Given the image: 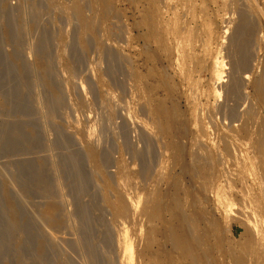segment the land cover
I'll list each match as a JSON object with an SVG mask.
<instances>
[{
	"label": "rangeland",
	"instance_id": "1",
	"mask_svg": "<svg viewBox=\"0 0 264 264\" xmlns=\"http://www.w3.org/2000/svg\"><path fill=\"white\" fill-rule=\"evenodd\" d=\"M105 1L0 0V264H264V0Z\"/></svg>",
	"mask_w": 264,
	"mask_h": 264
},
{
	"label": "bare ground",
	"instance_id": "2",
	"mask_svg": "<svg viewBox=\"0 0 264 264\" xmlns=\"http://www.w3.org/2000/svg\"><path fill=\"white\" fill-rule=\"evenodd\" d=\"M104 1H105V0H104ZM106 1H107V0H106ZM106 1H105L104 3H108V1H107V2H106ZM51 2H52V0H51ZM101 2H102V1H101ZM235 2H236V0H235ZM251 2H252V1H251ZM102 3H103V2H102ZM247 3H248L247 5H249L248 7H250V5H252V4H249V2H247ZM254 4H255V3H254ZM256 4H257V3H256ZM103 5H107V4H103ZM101 6H102V5H101ZM240 6H241V5H240ZM106 7L108 8V7H110V6H105L104 8H106ZM104 8H103V9H104ZM107 8H106V9H107ZM236 8H237V7H236ZM241 8H243V7H241ZM245 8H246V7H245ZM245 8H244V9H245ZM108 9H109V8H108ZM240 10H241V9H240ZM260 10H261V9H260ZM104 11H105V9H104ZM104 11H103V12H104ZM106 11H107V10H106ZM260 12H261V11H260ZM262 13H264V12H262ZM105 14H106V12H105ZM244 14H245V13H244ZM254 14H256V13L254 12ZM252 15H253V14H252ZM263 15H264V14H263ZM250 16H251V13H250ZM255 16H257V15H255ZM238 17H239V16H238ZM252 17H253V16H252ZM260 17H261V16H260ZM147 18H148V16H147ZM150 18L152 19V17H150ZM239 18H240V17H239ZM241 18H242V17H241ZM243 18H244V16H243ZM262 18L264 19V17H262ZM251 19H252V18H251ZM256 19H257V18H256ZM81 20H82V18H81ZM148 20H150V19H148ZM240 20H241V19H240ZM240 20H239V23H240ZM242 20H245V18L242 19ZM242 20H241V21H242ZM249 20H250V19H249ZM82 21H83V20H82ZM151 21L153 22V20H151ZM247 21H248V20H247ZM247 21H246V22H247ZM251 21H252V20H251ZM143 22H144V21L141 20V23H143ZM149 22H150V21H149ZM243 22H244V21H243ZM145 23H146V21H145ZM252 23H253V22H252ZM146 24H147V23H146ZM152 24H153V23H152ZM237 24H238V23H237ZM240 24H241V23H240ZM240 24H238V25H240ZM250 24H251V23H250ZM250 24H249V25H250ZM149 25H150V24H149ZM149 25H148V26H149ZM238 25H237V26H238ZM241 25H243V24H241ZM241 25H240V28H241ZM244 25H245V23H244ZM144 26H147V25L144 24ZM148 26H147V27H148ZM151 26H152V25H151ZM247 26H248V23H247ZM247 26L245 25V27H247ZM154 27H155V26H154ZM248 27H249V26H248ZM248 27H247V28H248ZM254 27H255V26H254ZM151 28H152V27H151ZM235 28L238 29L236 26H235ZM240 28H239V29H240ZM251 28H252V27H251ZM259 28H260V27H259ZM148 29H149V28H148ZM153 29H154V28H153ZM155 29H156V28H155ZM236 29H235V30H236ZM239 29L237 30L238 35H239V34L241 35V33L244 34V31H246V30H245L246 28H245V29L241 28V29H243V32H241L242 30L240 31ZM149 30H150V29H149ZM247 30H250V28H248ZM261 30H262V29H261ZM239 31H240L241 33H239ZM251 31H252V30H251ZM149 32H151V31H149ZM188 32H189V31H188ZM234 32H235V31H234ZM153 33L155 34V32H153ZM235 33H236V32H235ZM246 33H247V31L245 32V35H246ZM248 33H250V31H249ZM149 34H150V33H149ZM149 34H148V36L151 35V34H150V35H149ZM194 34H195V33H194ZM243 34H242V35H243ZM257 34H258V33H257ZM240 35H239V36H240ZM148 36H147V39H148ZM154 36H156V35H154ZM157 36H158V35H157ZM232 36H233V35H232ZM236 36H237V35H236ZM236 36H235V37H236ZM239 36H238V37H239ZM192 37H194V35H192ZM233 37H234V36H233ZM243 37H244V36H243ZM243 37H242V38H243ZM242 38H241V39H242ZM244 38H247V37L245 36ZM150 39H151V38H150ZM196 39H197V38H196ZM198 39H199V38H198ZM204 39H205V38H204ZM152 40H153V38H152ZM152 40H151V41H152ZM156 40H157V39H156ZM159 40H160V39H159ZM159 40H158V41H159ZM237 40L239 41V39H237ZM247 40H248V39H247ZM163 41H164V40H163ZM187 41H188V40H187ZM231 41H232V40H231ZM235 41H236V40H235ZM238 41H237V42H238ZM152 42H154V40H153ZM159 42H160V41H159ZM159 42H158V45L160 44ZM204 42H205V41H204ZM239 42H240V41H239ZM241 42H242V41H241ZM241 42L239 43V46H240L241 49H243V48L245 47V46H244L245 44H242V47H241ZM243 42H244V41H243ZM248 42H249V40H248ZM199 43H200V42H199ZM156 44H157V43H156ZM156 44H155V45H156ZM231 44H232V43H231ZM237 44H238V43H237ZM237 44H236V46H237ZM164 45H165V44H164ZM198 45H199V44H198ZM246 45H247V44H246ZM159 46H161V44H160ZM162 46H163V42H162ZM162 46H161L160 48H162ZM184 46H185V45H184ZM187 47H190L189 44H188V42H187ZM201 47H202V46H201ZM182 48H183V46H182ZM197 48H198V47H197ZM246 48H247V47H246ZM184 49H185V47H184ZM244 50H245V49H244ZM187 51L190 53V51H191L190 48H188ZM192 51H193V50H192ZM192 51H191V53H192ZM183 53H184V52H183ZM189 53H188V54H189ZM244 53H245V52H244ZM186 54H187V53H186ZM237 54H238V52H237ZM192 57H194V55H192ZM178 58H179V57H178ZM180 58H181V57H180ZM197 58H198V57H197ZM202 58H203V57H202ZM192 60H193V59H192ZM202 60H203V59H202ZM190 61H191V60H190ZM199 61H200V60H199ZM191 62H192V61H191ZM177 63H178V62H177ZM179 63H180V62H179ZM235 63H236V62H235ZM175 64H176V63H175ZM192 64H193V63H192ZM216 64L218 65V68H217V67H214V65H213L214 69L217 68V69L221 70V69H220V63H218V62L216 61ZM241 64H242V63H241ZM178 65H179V64H178ZM194 65H195V64H194ZM198 65H199V64H198ZM237 65H238V64H237ZM234 66H235V64H234ZM245 66H246V64H245ZM176 67H177V66H176ZM176 67H175V68H176ZM179 67H180V66H179ZM177 68H178V67H177ZM237 68H238V67H237ZM199 69H200V68H199ZM234 69H236V68H234ZM177 70H178V69H177ZM217 71H218V70L215 69L214 72L217 73ZM263 71H264V70H263ZM234 72L236 73V70H234ZM151 74H152V73H151ZM213 74H215V73H213ZM238 74H239V73H238ZM233 75H234V74H233ZM233 75H232V76H233ZM247 75H248V74H247ZM263 75H264V72H263ZM215 76H216V75H215ZM249 76H250V75H249ZM234 77H235V76H234ZM241 77H242V76H241ZM245 78H246V76H245ZM163 79H165V78H163ZM165 80H166V79H165ZM248 80H249V79H248ZM248 80H247V81H248ZM160 81H161V80H160ZM255 81H256V82H254V84H255V88L257 89V94H258V96L261 97L262 100H264V77H260L258 80H255ZM166 83H167V82H166ZM232 83H233V82H232ZM229 84H230V83H229ZM235 84H236V82L234 83V86H235ZM244 84H245V82H244ZM254 84H253V86H254ZM237 85H240V84L238 83ZM241 85H242V84H241ZM166 86H168V84H167ZM218 86H219V85H218ZM229 86H230V85H229ZM231 86H233V85H231ZM242 86H244V85H242ZM170 87H171V86H170ZM235 87H236V86H235ZM235 87H233V88L235 89ZM222 89H223V88H222ZM228 89H230V87H229ZM256 89H255V90H256ZM168 90H169V89H168ZM235 90H237V88H236ZM252 90L255 91L254 89H252ZM233 93H234V90H233ZM228 94H229V93H228ZM234 94H235V93H234ZM238 94H239V93H238ZM240 94H241V93H240ZM257 94H256V95H257ZM166 95H167V94H166ZM168 95H169V94H168ZM172 95H173V94H172ZM229 95H230V94H229ZM225 96H226V94H225ZM239 96H240V95H239ZM167 97H168V96H167ZM240 97H241V96H240ZM256 97H257V96H256ZM171 98H173V97H170V96H169V99H171ZM236 99H237V98H236ZM255 99H256V98H255ZM258 99H259V98H258ZM231 100H232V99H231ZM259 100H260V99H259ZM234 101H235V100H234ZM236 101H237V100H236ZM162 102H163V101H162ZM162 102H161V103H162ZM262 102H263V101H262ZM162 104H163V103H162ZM158 105H159V104H158ZM158 105H157V106H158ZM164 105H165V104H163V106H164ZM213 105H214V104H213ZM238 105H239V104H238ZM163 106H162V107H163ZM165 106H166V105H165ZM226 106H227V104H226ZM159 107H161V106L159 105ZM159 107H158V109H160ZM162 107H161V109H162ZM166 107H167V106H166ZM233 107H234V106H233ZM256 107H257V106H256ZM259 107H260V106H259ZM211 108H212V107H211ZM238 108H239V107H238ZM240 108H241V107H240ZM156 109H157V108H156ZM164 109L166 110V108H164ZM164 109L160 110V112H161L162 114H163V110H164ZM167 109H168V110H171V109H169V108H167ZM213 109H214V108H213ZM257 109H258V107H257ZM154 110H155V109H154ZM168 110H167L166 112H168ZM209 110H210V109H209ZM211 110H212V109H211ZM211 110H210V111H211ZM249 110H250V109H249ZM218 111H219V110H218ZM262 111H263V110H262ZM155 112H156V111H155ZM158 112H159V111H158ZM171 112H172V111H171ZM171 112H170V114H171ZM207 112H209V111H207ZM209 113H210V112H209ZM212 113H213V112H212ZM221 113H222V112H221ZM226 113H227V112H226ZM156 114H157V113H156ZM166 114H167V113H166ZM168 114H169V113H168ZM168 114H167V115H168ZM172 114H173V113H172ZM222 114H223V113H222ZM247 114H248V113H247ZM157 115H158V114H157ZM157 115H156V116H157ZM175 115H176V112H175ZM183 115H184V114H183ZM209 115H212V114L210 113ZM225 115H227V114H225ZM229 115H231V114H229ZM244 115H245V114H244ZM249 115H250V114H249ZM249 115H248V116H249ZM261 115H262V114H261ZM165 116H166V115H165ZM238 116H239V115H238ZM248 116H247V117H248ZM163 117H164V116H163ZM173 117H174V116H173ZM226 117H228V116H226ZM244 117H245V116H244ZM158 118H161V117L158 116ZM170 118H171V117H170ZM241 118H242V117H241ZM245 118H246V117H245ZM252 118H254V117H252ZM156 119H157V117H156ZM163 119H164V118H163ZM223 119H224V118H223ZM239 119H240V118H239ZM247 119H248V118H247ZM250 119H251V117H250ZM159 120H160V119H159ZM243 120H244V119H243ZM260 120H261V119H260ZM262 120H263V119H262ZM155 121H156V120H155ZM157 121H158V120H157ZM157 121H156V122H157ZM169 121H170V119H169ZM169 121H168V123H170ZM229 121H230V120H229ZM158 122H159V121H158ZM161 122H163V121L161 120ZM164 122H165V121H164ZM171 122H173V121H171ZM230 122H231V121H230ZM238 122H240V121H238ZM238 122H237V123H238ZM247 122L249 123V121H247ZM263 122H264V120H263ZM263 122H262V123H263ZM235 123H236V122H235ZM255 123H256V122H255ZM156 124H157V123H156ZM164 124H165V123H163V125H164ZM166 124H167V123H166ZM172 124H173V123H172ZM175 124H176V123H175ZM245 124H246V123H245ZM245 124H244V125H245ZM157 125H158V124H157ZM159 125H162V124L160 123ZM169 125H170V124H169ZM169 125H168V126H169ZM184 125H185V124H184ZM244 125H243V126H244ZM168 126H167V128H168ZM185 126H186V125H185ZM245 126H246V125H245ZM247 126H249V125H247ZM247 126H246V128H247ZM255 126H256V124H255ZM179 127H180V126H179ZM179 127H178V128H179ZM182 127H183V126H182ZM223 127H224V126H223ZM224 128H225V127H224ZM229 128H230V127H229ZM233 128H234V127H233ZM244 128H245V127H244ZM263 128H264V127H263ZM263 128H262V129H263ZM159 129H162L161 126H160ZM168 129L171 130L170 127H169ZM183 129H184V128H183ZM227 129H228V128H227ZM236 129H237V128H236ZM248 129H249V128H248ZM251 129H252V128H251ZM174 130H175V129H174ZM224 130H225V129H224ZM231 130H232V129H231ZM241 130H242V128H241ZM253 130H254V129H253ZM165 131H166V130H165ZM178 131H179V130H178ZM181 131H182V130H181ZM236 131H237V130H236ZM248 131H249V130H248ZM169 132L171 133V131H168V133H169ZM182 132H183V131H182ZM225 132L228 133L227 130H226ZM243 132L246 133L247 130H246V132H245V130H244ZM257 132H258V131H257ZM262 132H263V131H262ZM248 133H249V132H248ZM248 133H246V134H248ZM260 133H261V132H260ZM251 134H252V133H251ZM229 135H230V134H229ZM238 135H239V134H238ZM238 135H237V136H238ZM232 136H233V135H232ZM232 136H231V137H232ZM235 136H236V135H235ZM241 136H242V135H241ZM242 137H243V136H242ZM246 137H248V136H246ZM255 137H256V136H255ZM259 137H260V136H259ZM232 138H233V137H232ZM236 138H237V137H236ZM236 138H234V139H236ZM244 138H245V137H244ZM248 138H249V137H248ZM251 138H252V137H251ZM256 138H257V137H256ZM256 138H255V139H256ZM255 139H254V140H255ZM258 139H259V138H257V140H255V141H257L258 143H260L261 141L258 140ZM260 139H263V138L261 137ZM241 140H242V138H241ZM245 140H246V139H245ZM247 141H249V140H247ZM259 141H260V142H259ZM262 141H263V140H262ZM243 142H244V140H243ZM172 143H173V142H172ZM262 143H263V142H262ZM173 144H174V143H173ZM173 144H172V146H173ZM244 144H245V143H244ZM248 144H249V143H248ZM170 145H171V144H170ZM198 146H199V145H198ZM254 146H255V145H254ZM261 146H262V145H261ZM261 146H260V148H261ZM173 147H175V146H173ZM177 147H178V146H177ZM169 148H170V147H169ZM254 148H255V147H254ZM256 148H257V150L259 149V151H260V148H259L258 144H257V147H256ZM197 149H198V148H197ZM251 149H252V148H251ZM176 150H177V148H176ZM199 151H200V150H199ZM199 151H198V152H199ZM171 152H172V150H171ZM256 152H257V151H256ZM260 153H261V152H260ZM200 154H201V153H200ZM200 154H198V155L200 156ZM258 154H259V153H258ZM92 155H93V154H92ZM211 155H212V154H211ZM189 156H190V155H189ZM196 156H197V155H196ZM205 156H206V155H205ZM212 156H213V155H212ZM92 157H93V156H92ZM257 157H258V156H257ZM261 157H263V156H261ZM191 158H192V156H191ZM193 158H194V157H193ZM195 158H196V157H195ZM214 158H215V157H214ZM93 159H94V158H93ZM194 160H195V159H194ZM205 160H206V159H205ZM195 161H196V160H195ZM210 161H211V160H210ZM263 162H264V161H263ZM195 163H197V161H196ZM195 163H193V164H195ZM197 165H199V163H197L196 166H197ZM193 166H194V165H193ZM219 166H220V165H219ZM198 167H199V166H198ZM200 167H201V166H200ZM186 168H187V167H186ZM195 168H196V167H195ZM196 169H197V168H196ZM199 169L201 170L200 172L202 173V168H199ZM199 169H198V170H199ZM192 170H193V169H192ZM198 170H197V171H198ZM183 171H184V169H183ZM185 171H186V170H185ZM193 171H194V170H193ZM200 172H199V173H200ZM186 174H187V173H186ZM197 175H199V174H197ZM204 175H205V174H203V175H201V176L204 177ZM182 176H183V175H182ZM201 176H200V177H201ZM203 177H202V178H203ZM207 178H208V177H207ZM207 178H206V179H207ZM189 179H190V177H189ZM191 179H192V178H191ZM191 181H192V180H191ZM198 181H199V180H198ZM200 181H201V180H200ZM204 182H206V181L204 180ZM178 183H181V182H178ZM206 183H207V182H206ZM207 184H208V183H207ZM175 185H176V184H175ZM175 185H174V186H175ZM180 185H181V184H180ZM180 185H179V187H180ZM202 185L205 186V184H203V180H202ZM200 186H201V185H200ZM206 186H207V185H206ZM175 187H176V186H175ZM177 187H178V186H177ZM177 187H176V188H177ZM176 188H175V189H176ZM206 188H208V186H207ZM175 189H173V190L175 191ZM194 189H195V188H194ZM203 189H204V188H203ZM177 191H178V189H177ZM177 191H176V192H177ZM178 192H179V191H178ZM202 193H203V192H202ZM206 193H207V190H206ZM210 193H211V192H210ZM175 194H176V193H175ZM150 195L154 196V194H149V196H150ZM156 195H157V194H156ZM156 195H155V196H156ZM195 195H196V194H195ZM156 197H157V196H156ZM196 197H199V196H196ZM202 197H203V196H202ZM207 197H208V196H207ZM148 198H149V197H148ZM148 198H146V199H148ZM150 198H151V197H150ZM160 198H161V197H160ZM158 199H159V198H158ZM161 199H162V198H161ZM161 199H160V200H161ZM197 199H198V198H197ZM199 199H200V198H199ZM149 200H150V199H149ZM200 200H201V199H200ZM205 200H206V199H205ZM138 201H139V200H138ZM147 201H148V200H147ZM147 201H144V202L146 203ZM152 201H153V199H152ZM154 201H155V200H154ZM156 201H157V200H156ZM149 202H150V201H149ZM170 202H171V205H169V210L171 211L170 213H173L172 215L175 214L174 217H176V216H177L176 213L178 214V212H179V213L181 212V208H182L181 205H182V204H181L180 200H179L177 197L172 198V200H171ZM200 202H201V201H200ZM202 202H203V201H202ZM50 203H51V202H50ZM53 203H54V202H53ZM134 203H135V202H134ZM145 203H144V204H145ZM155 203H158V201L155 202ZM160 203H161V202H160ZM160 203H158V204H160ZM146 204H148V203H146ZM200 204H202V203H200ZM149 205H151V204H149ZM153 205H154V203H153ZM155 205H156V204H155ZM155 205L153 206V209L148 208V207H147V208H146V207H145V208L143 207L144 209L142 208V210H143L142 213L145 214V216H146V222H147V225H146V227H147V230H146V239H147L146 242H147V245H146V248H145V250H146L147 252H148L149 249L152 248V246H153L154 243H155V238H156V236H157V234H158V231H157V229L155 228V222L158 221V220H160V217H161V210H160V207H158L159 205H158V206H155ZM163 205H164V204H163ZM147 206H148V205H147ZM166 206H167V205H166ZM227 206H228V204H227ZM112 207H114L113 210H114L116 216H122V215H125V214L128 213V209H127L126 206H125V202H124V200L122 201L121 199H119L117 202H115V203L113 204ZM161 207H162V206H161ZM13 209H14V208H13ZM226 211H227V210H226ZM12 212H13V211H12ZM52 212H53V214H54L55 210H53ZM168 212H169V211H168ZM182 213H183V212H182ZM182 213H180V214L182 215ZM223 213H224V212H223ZM183 215H184V214H183ZM226 215H227V214H226ZM13 217H14V216H13ZM179 217H180V216L178 215V216H177V223H178V224H176L177 227L174 226V227H176L177 230H175L174 228H173V229L171 228V229L173 230L172 233H171L172 235L170 236L171 239H170V237H169L170 241H173V243H172L173 245L171 244V246H172V247L174 246L173 249L175 248V250L177 249L178 251L180 250L181 252L184 253V254H183L184 256H182L181 253H180V255L182 256L181 258L185 257V254H186L187 256H189L190 264H199V263L202 261V259H204V256H202V253L199 252V250H201V249H200L201 247H199L200 245H197L196 243H194L193 240H192L188 235H186L188 232H187V233L185 232L186 234L184 233V229H183V226H184L183 223H184V222H183V221H185V224H186L187 222H186V220H183V221H182V219H183V218L186 219V218H185V217H183V218L180 217V218H179ZM181 218H182V219H181ZM47 219H48V218H47ZM50 219H52V218H50ZM188 220H189V218H188ZM55 221H56V220H55ZM190 221H192V220H190ZM190 221H189V222H190ZM189 222H188V223H189ZM13 223H14V222H13ZM188 223H187V224H188ZM191 223H192V222H191ZM191 223H190V224H191ZM193 223H194V222H193ZM14 224H15V223H14ZM190 224H189V225H190ZM15 225H16V224H15ZM191 225H193V224H191ZM216 226H217V225H216ZM251 226H252V225H251ZM254 226H255V225H254ZM254 226L252 227V229H253V228L255 229ZM172 227H173V226H172ZM184 227H185V226H184ZM186 227H187V226H186ZM186 227H185V228H186ZM191 227H192V226H190V229H191ZM214 227H215V226H214ZM193 228H195V227L193 226ZM213 229H214V228H213ZM174 230H175V231H174ZM186 230H188V229H186ZM186 230H185V231H186ZM192 230H193V229H192ZM257 230H258V229H257ZM257 230H256V231H257ZM195 231H196V230H195ZM218 231H219V230H218ZM251 231H252V230H251ZM253 231H255V230H253ZM173 232H174V233H173ZM214 232H215V231H214ZM258 232H259V231H258ZM198 233H199V232H198ZM193 234H194V232H193ZM256 234H258V233H256ZM218 235H219V234H218ZM252 235H253V232H252ZM122 236H123V235H122ZM257 236H258V235H257ZM259 236H260V235H259ZM201 237H202V236H201ZM213 237H214V236H213ZM252 237H253V236H252ZM125 238H126V237H125ZM255 238H259V237H255ZM166 239H168V237H167ZM259 239H260V238H259ZM260 240H261V239H260ZM121 241H122V240H121ZM170 241H169V242H170ZM256 241H257V240H256ZM258 241H259V240H258ZM167 242H168V241H167ZM249 242H250V241L248 240L247 243L249 244ZM253 242H254V241H253ZM122 243H123V244H122L121 246L123 247L124 252H126V254H127V261H128L129 264H132V252H131V246H130V244L128 243V241H127L126 239H124ZM255 243H256V242H255ZM216 244L218 245V243H216ZM220 244H221V243H220ZM202 245H203V243H202ZM217 245H216V246H217ZM221 245H222V244H221ZM205 246H206V245H205ZM198 247H199V248H198ZM202 248H203V247H202ZM204 248H205V247H204ZM216 248H217V247H216ZM173 249H172V251H174ZM42 250H43V249H42ZM202 250H204V249H202ZM219 250H220V249H219ZM232 250H233V249H232ZM204 251H205V250H204ZM175 252H176V251H175ZM233 252H235V251H233ZM40 253H42V252L40 251ZM170 254H171V253H170ZM178 254H179V252H178ZM203 254H206V253L203 252ZM231 254H232V253H231ZM43 255H44V254H43ZM168 255H169V254H168ZM180 255H179V256H180ZM232 255H233V254H232ZM238 255H239V254H238ZM238 255H235V256H238ZM39 256H40V255H39ZM235 256H232V257H233V260L235 259V258H234ZM241 256H242V259H243V255H242V254H241ZM232 257H231V258H232ZM239 258H241V257H239ZM183 259H184V258H183ZM236 259H237V257H236ZM242 259H241V260H242ZM187 260H188V259H187ZM242 261H243V260H242ZM242 261H241V264H242ZM236 262H239V264H240V259H238L237 261H235L234 264H236Z\"/></svg>",
	"mask_w": 264,
	"mask_h": 264
}]
</instances>
